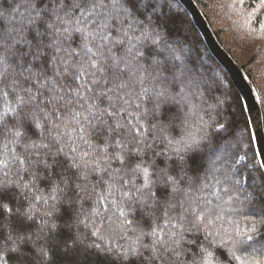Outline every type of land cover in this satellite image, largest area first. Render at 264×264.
Masks as SVG:
<instances>
[{
	"label": "snow or ice",
	"instance_id": "6c2138e0",
	"mask_svg": "<svg viewBox=\"0 0 264 264\" xmlns=\"http://www.w3.org/2000/svg\"><path fill=\"white\" fill-rule=\"evenodd\" d=\"M152 8L153 0H19L12 9L15 15L0 10V135L22 143L25 156L16 159L27 164L24 171L31 177L29 183L0 182V217L11 214V231L0 228V264H37V254L47 264L45 249L36 251L37 242L61 237L69 264H78L74 256L82 242L71 223L59 228L44 217L71 220L81 194L91 195L90 185L95 191L109 181V191L116 184L128 186L123 196L142 219L151 221L165 207L166 224L171 225L167 240L141 245L155 253L159 244L161 257L170 252L180 259L191 252L192 264H226L229 257L240 259L237 250L264 253V174L259 185L251 177L230 180L231 174L224 181L216 179L230 198L233 191H242L252 205L251 227L234 234L209 230L210 217L221 218L215 209L176 199L182 183L191 186L189 173L210 139L191 132L179 140L171 135L186 123L185 107L201 82L195 63L169 42L166 24L154 11L148 14ZM245 159L240 156L237 162ZM258 167L264 169V162ZM241 179L251 180L249 187ZM37 183L50 188L48 199L55 201L43 213L39 235L33 232L31 212L21 209L25 202L31 209L32 200L47 199L20 191L37 188ZM17 199L20 207L13 213L9 205ZM172 209L179 210V224L171 223ZM201 231L202 239L196 235ZM185 232L193 234L189 247L181 244ZM148 235H157L156 229ZM89 247L104 252L94 244L85 245V253ZM110 254L105 252L100 264ZM118 255H138L143 262L138 249Z\"/></svg>",
	"mask_w": 264,
	"mask_h": 264
},
{
	"label": "trees",
	"instance_id": "16d2710c",
	"mask_svg": "<svg viewBox=\"0 0 264 264\" xmlns=\"http://www.w3.org/2000/svg\"><path fill=\"white\" fill-rule=\"evenodd\" d=\"M196 2L209 20L222 45L242 65L254 83L264 116V3H261V0H243L242 3L241 0H196ZM18 3L19 0H0V10H4L5 15H15L12 9ZM153 11L154 15L160 17L166 24V35L169 42H175L181 56L189 62L195 63L199 79L202 78V74H205L209 79L200 81L201 86L194 91L190 97V103L185 107L186 123L176 127L171 134L176 140L181 139V136L186 132H191L197 138L208 134L210 139V143L205 142L203 158H197L194 171L189 173L193 177L191 186L182 183V191L176 194V199L197 200L202 202L203 206L215 209L221 218L217 219L215 215L210 217V231L234 234L236 229L250 228L252 205L244 200V192L233 191V198H230L227 193L221 190V185L216 182V179L224 181L225 176L231 174L230 180L251 177L259 185L261 176L264 174V169L258 167L261 162L240 92L228 72L210 52L189 12L179 0H153V8L148 10V14H153ZM3 104L4 99L0 98V106ZM220 124L224 125L223 129L219 128ZM238 133H243L242 141H238ZM220 154L223 156L222 158L218 157ZM24 156L22 143L13 142V138L0 135V182L11 185L13 181L23 179L24 183H29L31 177L24 171L27 164L21 165L16 159V157L24 158ZM240 156L246 159L237 162ZM217 164L218 167H216ZM237 172L240 173V176L235 175ZM6 173L7 175H5ZM230 180L225 182V186L230 183ZM136 182L139 184L141 181L137 180ZM109 183L97 185L95 191H91L90 185L91 195L85 196L82 193L84 198L76 200L71 220L67 217L57 219L55 215L44 217V219L54 222L59 228H65L67 224L71 223L72 231L82 242L79 245V254L74 256L78 264H100V260L104 259L105 252L111 254L104 264H108V261H112L113 264H181V261L183 264H192L191 252L177 259L170 252H164L161 257L160 253L163 252V248L159 244L156 245L158 251L155 253L151 248H143L142 243L152 245L153 242L161 238L167 240L165 232H168L171 225L166 224L168 217L164 215L165 207L161 205L151 221L142 219L135 207L129 208L127 197L123 196V192L128 186L122 189L120 184H116L112 191H109ZM241 184L247 188L251 184V180L245 183L241 179ZM37 188H21L20 191L47 199V203L44 202V199L32 200L31 209L28 202H25L21 209V211L31 212L34 218L32 221L33 232L39 235L38 228L42 223L43 213L50 210L55 201L48 199L51 194L50 188L40 183H37ZM217 196L220 197L219 200ZM235 197L239 199L237 200ZM208 201L211 203H207ZM9 207H12L13 213H15L20 207L19 199ZM237 207L241 211L233 210ZM256 207L258 210L259 205ZM122 211L126 215H121ZM10 215L5 212L0 217V228L5 232L11 231L9 227ZM169 215L173 217L172 224L180 223L178 209L170 210ZM126 219L133 220V224L124 223ZM153 228L156 229L157 235H148ZM178 230L173 229V231ZM141 231L144 235H141ZM196 235L202 239L204 232L201 231ZM184 237L181 244L183 247H189L187 241L193 239V234L185 232ZM261 238L264 239V235ZM62 239L61 237L56 242L45 240L37 242L36 251L39 253L41 247L45 249L47 264H69V260L65 257ZM68 244L71 246L72 241H68ZM94 244H100L104 252L89 247L85 253L84 246ZM129 249H138L142 252L143 262L138 255H118V253L126 252ZM235 255L240 259L235 260L229 257L226 264H255V261L258 260L264 264V253L258 250L249 249L246 252L237 250ZM68 256L72 257L73 254L68 253ZM35 259L37 264H45V259L41 258L39 254Z\"/></svg>",
	"mask_w": 264,
	"mask_h": 264
},
{
	"label": "water",
	"instance_id": "95a60500",
	"mask_svg": "<svg viewBox=\"0 0 264 264\" xmlns=\"http://www.w3.org/2000/svg\"><path fill=\"white\" fill-rule=\"evenodd\" d=\"M179 1L189 12L214 58L228 72L239 90L250 120L259 160L260 162H264V116L261 101L254 83L248 77L242 65L222 45L196 0Z\"/></svg>",
	"mask_w": 264,
	"mask_h": 264
},
{
	"label": "rangeland",
	"instance_id": "374dc122",
	"mask_svg": "<svg viewBox=\"0 0 264 264\" xmlns=\"http://www.w3.org/2000/svg\"><path fill=\"white\" fill-rule=\"evenodd\" d=\"M201 74H202V73H201ZM201 77H202V78L200 79V81H201V80H203V81H205V80H209L205 74H202ZM207 82H209V81H207ZM237 139H238V141H242V139H243V133H238V134H237ZM218 157H219V158H222L223 156L220 154V155H218ZM216 167H218V164L216 165Z\"/></svg>",
	"mask_w": 264,
	"mask_h": 264
}]
</instances>
